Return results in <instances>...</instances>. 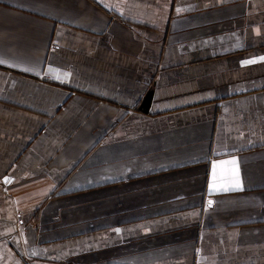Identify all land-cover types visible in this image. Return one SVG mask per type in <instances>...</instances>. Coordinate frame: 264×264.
Instances as JSON below:
<instances>
[{
    "label": "crops",
    "instance_id": "1",
    "mask_svg": "<svg viewBox=\"0 0 264 264\" xmlns=\"http://www.w3.org/2000/svg\"><path fill=\"white\" fill-rule=\"evenodd\" d=\"M262 56L264 0H0V264H264Z\"/></svg>",
    "mask_w": 264,
    "mask_h": 264
},
{
    "label": "snow or ice",
    "instance_id": "2",
    "mask_svg": "<svg viewBox=\"0 0 264 264\" xmlns=\"http://www.w3.org/2000/svg\"><path fill=\"white\" fill-rule=\"evenodd\" d=\"M177 11H181V9L177 8ZM258 61H264V56L259 57L258 59H249L242 61L243 65L254 64ZM4 60H0V64H4ZM9 67H14V65H8ZM22 71L30 72L34 71L30 68H23ZM36 75H39V72H36ZM232 165L231 169L227 171V174L224 169V165ZM8 178H5V183H9ZM209 192L213 191H231V190H243L242 182L240 178L239 167L237 165V161L235 159L231 161H221L219 164H212V174L211 180L209 181ZM209 206L213 204V201H208ZM116 232H120V229H115Z\"/></svg>",
    "mask_w": 264,
    "mask_h": 264
}]
</instances>
